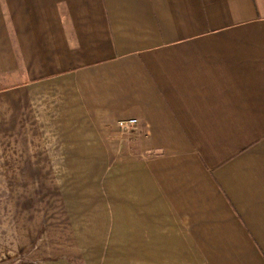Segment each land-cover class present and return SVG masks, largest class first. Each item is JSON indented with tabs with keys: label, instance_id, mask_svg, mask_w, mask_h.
Returning <instances> with one entry per match:
<instances>
[{
	"label": "crops",
	"instance_id": "0c3cea01",
	"mask_svg": "<svg viewBox=\"0 0 264 264\" xmlns=\"http://www.w3.org/2000/svg\"><path fill=\"white\" fill-rule=\"evenodd\" d=\"M5 145L100 172L84 246L264 264V0H0Z\"/></svg>",
	"mask_w": 264,
	"mask_h": 264
},
{
	"label": "rangeland",
	"instance_id": "374dc122",
	"mask_svg": "<svg viewBox=\"0 0 264 264\" xmlns=\"http://www.w3.org/2000/svg\"><path fill=\"white\" fill-rule=\"evenodd\" d=\"M33 146L37 145L30 148ZM26 147H17L20 154L12 146L0 148L15 153L1 157L4 162H0V264H195L181 258L176 246L115 249L121 244L109 242L113 236L105 228V220L102 241L107 244L103 243L102 251L99 237H91V244L84 246L73 227L79 225L82 214L103 211L100 172L53 174L51 167L46 174L26 175L34 163L41 167L47 161L53 166L59 162L27 161Z\"/></svg>",
	"mask_w": 264,
	"mask_h": 264
},
{
	"label": "built area",
	"instance_id": "2783aa9c",
	"mask_svg": "<svg viewBox=\"0 0 264 264\" xmlns=\"http://www.w3.org/2000/svg\"><path fill=\"white\" fill-rule=\"evenodd\" d=\"M138 121L136 118H126L122 121H117L115 130L109 131L106 136L109 139H122L124 136L123 133H128L132 130H135L137 127Z\"/></svg>",
	"mask_w": 264,
	"mask_h": 264
}]
</instances>
